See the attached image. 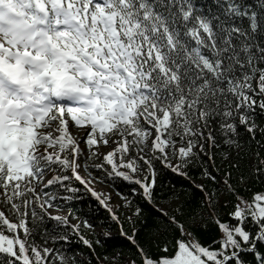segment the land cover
Segmentation results:
<instances>
[{"label": "snow or ice", "instance_id": "snow-or-ice-1", "mask_svg": "<svg viewBox=\"0 0 264 264\" xmlns=\"http://www.w3.org/2000/svg\"><path fill=\"white\" fill-rule=\"evenodd\" d=\"M257 114L264 0H0V264H264ZM157 164L199 169L195 208L158 205ZM100 173L154 213L123 196L122 223ZM81 187L131 256H99L96 226L58 214ZM73 238L95 261L59 250Z\"/></svg>", "mask_w": 264, "mask_h": 264}, {"label": "trees", "instance_id": "trees-1", "mask_svg": "<svg viewBox=\"0 0 264 264\" xmlns=\"http://www.w3.org/2000/svg\"><path fill=\"white\" fill-rule=\"evenodd\" d=\"M201 3H208L209 0H200ZM248 3H255V0H247ZM264 119V114H257L258 122ZM255 148V145H253ZM248 157L245 156L244 162L247 163ZM199 169L192 168L190 175L195 181V183H200ZM95 170H93V175H95ZM99 180L103 181V184L111 187L116 194L121 198L123 203V196H127L134 205H140L145 208V213L147 215H152L154 210L150 205L140 197V189L138 186L131 185L126 181L120 179L112 180L106 178L103 173H100ZM193 180L185 179L175 173H172L169 169L164 168L162 164H157V189L156 198L158 205L170 204L174 200L173 193L183 197V201L189 206L188 210L195 208L197 204L201 201V194L199 190L195 187ZM79 186V185H77ZM209 187H211L209 185ZM79 195L83 196V199H74L71 202H63L59 206L63 212L72 214V217H79L80 219H73V223H80L81 220H88L90 223L95 225V231H90L88 229H82L86 238L90 240L99 239L100 243L95 244L96 253L99 256L109 255L113 256L115 254H121L123 256H131L133 254V247L126 237L120 234L119 226L115 224L110 219L109 214L106 210L95 201L90 194L83 191L81 187V193ZM121 203V204H122ZM120 204V205H121ZM119 205V206H120ZM119 206L116 207L118 215L120 216L121 222L124 223V215L130 214L128 209H120ZM47 223V222H46ZM125 230L127 231L129 225L125 223ZM107 231L109 233L108 237L102 235L103 232ZM214 232H209L202 236L205 241L211 240ZM40 243V240H37ZM53 247V245H47ZM60 251L64 252L68 256H76L77 258H87L95 261V257L91 256L90 250L87 249L82 243L78 242L77 239L73 238L71 243H63L57 246Z\"/></svg>", "mask_w": 264, "mask_h": 264}, {"label": "rangeland", "instance_id": "rangeland-1", "mask_svg": "<svg viewBox=\"0 0 264 264\" xmlns=\"http://www.w3.org/2000/svg\"><path fill=\"white\" fill-rule=\"evenodd\" d=\"M95 188L99 192H103L105 194H111V196H112V204L115 207L119 206L122 203L121 198H119V196L116 194V192L111 187H109L108 185H105L103 183L97 182L95 184ZM162 205H164L165 207L169 208V210H171V206H172L171 203L170 204H162ZM58 214L66 215V212L61 211ZM74 223H76V222H74Z\"/></svg>", "mask_w": 264, "mask_h": 264}]
</instances>
